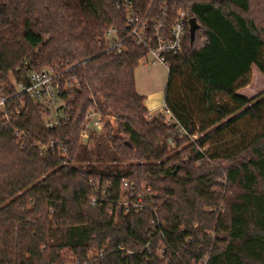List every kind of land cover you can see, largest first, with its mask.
I'll use <instances>...</instances> for the list:
<instances>
[{"label":"trees","instance_id":"16d2710c","mask_svg":"<svg viewBox=\"0 0 264 264\" xmlns=\"http://www.w3.org/2000/svg\"><path fill=\"white\" fill-rule=\"evenodd\" d=\"M181 13L182 48L163 57L170 118H149L135 69ZM252 67L264 74V0H0V264H264V92L239 94ZM42 69L77 83L61 117L16 91ZM91 115L116 133L85 143ZM123 179L150 194L114 220Z\"/></svg>","mask_w":264,"mask_h":264},{"label":"built area","instance_id":"2783aa9c","mask_svg":"<svg viewBox=\"0 0 264 264\" xmlns=\"http://www.w3.org/2000/svg\"><path fill=\"white\" fill-rule=\"evenodd\" d=\"M185 15L181 13L177 21L173 24L168 38L164 39L160 34L161 26L157 25L154 27V36L156 37L155 45L152 44V39L147 38L144 39L141 34L145 31L147 25L144 21L137 22L132 18L127 19L128 26L131 28V34L137 38V42L139 44L151 45L149 50V55L153 60H158L163 63L164 54H176L180 52L182 48V43L185 35ZM113 36V31L108 32V37ZM111 46L113 49L120 52L121 44L117 41H111ZM77 86V83L72 80H61V75L55 73L52 69H42L37 72H32L28 76V82L26 84H19L15 86L16 91L20 95H27L33 100H35L39 105L50 108L54 110V114H56V110L63 106V103L60 101V94L72 87ZM9 101V97L0 95V111L3 112L4 118L7 116L5 114L6 104ZM16 113H19L17 110ZM55 116L61 117V114H56ZM89 122L84 130L81 131L80 137L85 143L91 145L94 143L98 134L103 133L105 131V121H103L99 116L91 115L89 117ZM47 126H51V123H47ZM58 143L50 142L47 145H41L40 150L42 152L46 150H51L54 152L55 145ZM58 151L60 155L64 156L66 153V148L58 144ZM133 188L130 183L126 180H121V199L118 200L117 206L115 209H108L107 215L109 217H113L114 220L118 219L120 215H127L130 212L138 213L142 211L145 207L144 198H149L150 190L147 189L145 194H131L130 191ZM95 201H93L94 204ZM149 246H146V250L150 253ZM123 251L122 248L119 249ZM165 253V249L158 248V256H162ZM131 252L123 253V256H129ZM95 262L94 260H89L85 264H91ZM164 264H168L166 261Z\"/></svg>","mask_w":264,"mask_h":264},{"label":"rangeland","instance_id":"374dc122","mask_svg":"<svg viewBox=\"0 0 264 264\" xmlns=\"http://www.w3.org/2000/svg\"><path fill=\"white\" fill-rule=\"evenodd\" d=\"M135 85L139 95L145 98V107L147 108L149 118L163 115L169 120V114L164 110L163 96L167 82L168 71L165 64L158 60H153L150 55L140 62L135 69ZM264 92V74L257 71L255 67L251 68L249 84L239 90V94L251 98ZM54 114V111H51ZM59 114H61L59 112ZM241 128L242 125L240 126Z\"/></svg>","mask_w":264,"mask_h":264},{"label":"water","instance_id":"95a60500","mask_svg":"<svg viewBox=\"0 0 264 264\" xmlns=\"http://www.w3.org/2000/svg\"><path fill=\"white\" fill-rule=\"evenodd\" d=\"M188 24H189V31H188L189 32V38H190V41L192 42L194 39L195 31L198 29V25H197L196 20L194 18L190 19L188 21ZM105 123L111 127V129L113 130V134H115L117 131V125H116L114 119L107 118L105 120Z\"/></svg>","mask_w":264,"mask_h":264}]
</instances>
